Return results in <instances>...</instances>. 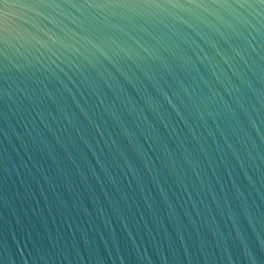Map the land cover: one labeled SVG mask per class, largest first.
I'll return each mask as SVG.
<instances>
[{
  "label": "water",
  "instance_id": "obj_1",
  "mask_svg": "<svg viewBox=\"0 0 264 264\" xmlns=\"http://www.w3.org/2000/svg\"><path fill=\"white\" fill-rule=\"evenodd\" d=\"M0 264H264V0H0Z\"/></svg>",
  "mask_w": 264,
  "mask_h": 264
}]
</instances>
